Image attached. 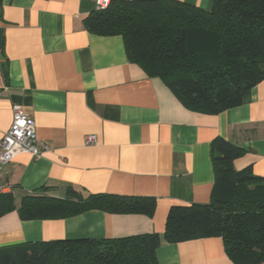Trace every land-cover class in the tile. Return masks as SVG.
Masks as SVG:
<instances>
[{"label": "crops", "instance_id": "0c3cea01", "mask_svg": "<svg viewBox=\"0 0 264 264\" xmlns=\"http://www.w3.org/2000/svg\"><path fill=\"white\" fill-rule=\"evenodd\" d=\"M206 11L216 0H177ZM88 0H0V141L18 104L48 146L0 168L17 200L43 187L153 198L152 217L91 210L63 220L0 218V248L27 242L111 240L164 232L172 207L208 205L214 186L210 143L242 148L233 168L264 179V79L242 103L218 114L185 107L159 78L128 61L120 36L87 31ZM96 135L97 143L83 139ZM159 264H233L221 238L162 243ZM261 264H264L262 262Z\"/></svg>", "mask_w": 264, "mask_h": 264}, {"label": "trees", "instance_id": "16d2710c", "mask_svg": "<svg viewBox=\"0 0 264 264\" xmlns=\"http://www.w3.org/2000/svg\"><path fill=\"white\" fill-rule=\"evenodd\" d=\"M87 31L120 36L128 61L159 78L196 112L218 114L239 106L264 79V0H216L210 11L177 0H113L91 13ZM214 186L208 205L172 207L164 232L122 239L27 242L0 248V264H159L156 250L219 237L233 264L264 262V179L251 168L236 171L244 150L223 138L210 143ZM43 187L17 200L0 195V218L16 211L21 221L63 220L97 210L152 217L153 198L87 194L65 198Z\"/></svg>", "mask_w": 264, "mask_h": 264}, {"label": "built area", "instance_id": "2783aa9c", "mask_svg": "<svg viewBox=\"0 0 264 264\" xmlns=\"http://www.w3.org/2000/svg\"><path fill=\"white\" fill-rule=\"evenodd\" d=\"M88 1L93 2L95 9L101 11L107 9L113 0ZM96 143V135H88L83 139L85 146H92ZM47 149L48 146L38 140L34 120L26 115L18 104H14L12 106L11 126L0 141V168L21 154H30L37 158ZM10 192L9 185L0 179V195Z\"/></svg>", "mask_w": 264, "mask_h": 264}]
</instances>
